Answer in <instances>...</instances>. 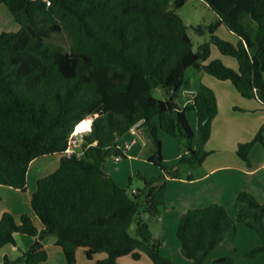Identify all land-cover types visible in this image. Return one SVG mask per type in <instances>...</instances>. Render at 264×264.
<instances>
[{
	"label": "trees",
	"instance_id": "16d2710c",
	"mask_svg": "<svg viewBox=\"0 0 264 264\" xmlns=\"http://www.w3.org/2000/svg\"><path fill=\"white\" fill-rule=\"evenodd\" d=\"M187 1L0 0L18 26L17 32L0 34V186L25 192L31 161L60 156L57 170L39 179L30 196L41 231L27 214L0 215V249L16 247L17 234L34 238L19 258L4 255L1 264L45 262L48 252L40 242L47 236L56 238L65 264H76L79 250L87 264H117L125 256L138 261L142 254L151 264H171L140 216L159 218L168 178H179L178 170L167 172L163 166L159 131L188 142L195 139V148L181 155L178 165L203 163L208 153L202 148L217 113L212 91L201 83L204 73L231 83L240 96L264 108V0H200L216 19L209 26L210 43L196 52L174 12ZM244 14L256 25L252 39L240 24ZM219 26L238 37L236 45L214 34ZM194 30L202 32L201 26ZM61 32L71 42L67 52L46 42ZM211 44L236 61L237 71L220 59L208 61ZM155 89L168 100L153 97ZM185 91L194 94L186 96ZM189 111L196 115L195 133L186 119ZM78 124L88 128L82 150L67 156ZM137 125L154 145L148 162L162 174L142 179L143 186L132 193L103 169L108 159L125 157L117 140ZM251 146L238 145L237 156L247 162ZM234 215L235 220L215 203L186 211L176 227L181 255L204 264L235 222L262 242L246 257L263 253L264 202L240 192ZM133 224L135 236L130 233ZM95 255L103 258L94 260ZM233 263L223 257L212 264Z\"/></svg>",
	"mask_w": 264,
	"mask_h": 264
},
{
	"label": "rangeland",
	"instance_id": "374dc122",
	"mask_svg": "<svg viewBox=\"0 0 264 264\" xmlns=\"http://www.w3.org/2000/svg\"><path fill=\"white\" fill-rule=\"evenodd\" d=\"M174 12L183 20L187 28V34L192 42L193 51L196 52L198 50V47L203 43H210L211 34L209 26L216 19V15L204 2L200 0H188L182 7L174 9ZM240 24L251 39L255 37L257 33L256 25L248 15L244 14L240 17ZM197 26H201L202 28V32L200 34L196 33L194 30ZM17 31V24L8 14L6 7L3 4H0V34ZM214 34L221 40L226 41L230 44L236 45L238 42V37L235 36L233 33L229 32L224 26H219L215 30ZM46 42L60 46L66 52L69 50L71 44L69 37L64 32L52 34L49 39L46 40ZM215 59H220L225 66L228 64V62L236 64V61L234 59L229 57H222L216 50L215 46L211 44L208 61H212ZM205 75L206 77H210L207 74ZM152 95L153 97L160 100H168V96L165 94L164 91L160 89L153 90ZM216 99L217 113L211 122L210 135L206 143L203 145L202 151L208 153L207 157L216 158L229 152L233 153V147H235L237 150L238 145L251 143L252 146L248 153L247 162L237 157L235 153L236 150L234 152L235 157L238 158V160H240L244 164V167L250 170H254L257 167L264 165V121L261 122L259 119V121H256V111L254 110L243 111L234 107L230 108L229 105L233 104V100L231 99L230 94H228L227 92H219L217 94ZM261 108L262 111H264V108L262 106ZM186 116L195 133V112L189 111L187 112ZM235 118L238 120L237 123L235 122ZM87 120L89 122L91 121L90 118H87ZM84 131L85 127L83 129V132ZM82 136L83 135L79 136V134H72L70 136V138L72 140H75L76 142L75 146H73L74 151L81 152V149L76 148V145L78 144L77 140H79L82 144ZM158 137L162 146V163L167 172H173L174 170H178L179 178L184 180H187L188 175L191 173L195 176H198V174H200L201 168L198 165L192 167H189L187 165H178L179 159L177 158V155L179 153H182L181 155L187 154L189 152V149L195 148V139L192 142H188L183 138L171 137L163 133L162 131L158 133ZM134 139H136L137 144L133 146L130 152V154L135 155L136 158L134 160L125 155V157L119 163H114L113 160L110 158L104 165V169L106 170H119V176L116 183L117 185H119L120 182L118 181H121L124 185V189H127L128 191L133 189H140L143 186V182L141 181L142 179H151L162 174L161 170L157 166L148 162L149 156H151L154 152V145L152 141H150L144 133L140 136V141L136 137H134ZM56 170L57 169L55 168L51 172H48V175L55 172ZM255 178L260 179V186L261 189H263L264 166L263 169L256 174ZM18 194L20 195V193ZM3 202L8 203L9 198H3V196L0 195V203ZM20 202L24 203L25 201L20 200ZM27 206L29 208L31 217L35 221V224L39 225L37 218L30 209L29 204ZM229 211L230 215L234 217V208H230ZM162 214L159 218L149 217L142 213L140 214L142 220L149 226L150 231L151 233H153L154 237H156L158 233L156 232V230H159L160 228V219L163 217ZM130 233L131 235L135 236V224L131 226ZM255 235L257 236V238H259L256 233ZM19 238L22 239L23 237ZM21 239H19L18 242L16 240L15 249L10 248L9 246L0 249V264L2 263V256L4 254H6L10 260H15L19 258L23 252L27 251L30 246H26L25 248H23L22 246L20 247L19 244L22 243L20 242L22 241ZM259 240L260 244L258 246L262 244L260 238ZM49 252L50 257L48 262L45 264H65L64 256L60 248L58 249L52 247L49 249ZM213 252L208 256L204 264H212L215 261H213L214 257L217 255H224L222 257L233 258V264H235V262L238 260L239 262H241V259L247 260L246 258H248L246 257V255L244 257L239 256L238 253L229 250L227 247L224 246L217 249L214 253ZM165 254L170 255L172 253L170 251H167L165 252ZM100 256L102 255H99V257ZM173 263L177 264L176 260H173ZM76 264H86L85 257L81 251H79L77 254ZM259 264H264V257L261 259Z\"/></svg>",
	"mask_w": 264,
	"mask_h": 264
},
{
	"label": "crops",
	"instance_id": "0c3cea01",
	"mask_svg": "<svg viewBox=\"0 0 264 264\" xmlns=\"http://www.w3.org/2000/svg\"><path fill=\"white\" fill-rule=\"evenodd\" d=\"M226 66L232 69L233 71H237L238 69L237 63L235 64L228 62ZM205 74L206 73H204L201 78V83L212 91L216 101L217 94L219 92H227L228 94H230L231 99L233 100V104L229 105L230 108L234 107L243 111L254 110L256 111V121H264V111H262L261 104L257 100L243 98L237 93L231 83L227 81H218L210 75V77H206ZM187 122L189 124L190 129L194 133V129L192 128L188 120ZM235 122H238L236 118ZM87 129L84 133L79 134V136L86 134ZM135 133L136 134L133 135L132 131H129V133L120 137L117 140L118 147L120 148V150L123 152L124 155H127L132 160L136 158L134 154H130L133 146L137 144V141L136 139H134V137H136L140 141V136L143 134V131L139 128H136ZM133 140H135V143L131 144ZM77 142L78 144L76 145V148H80L82 150L81 142L79 140H77ZM128 145L130 146L128 149H126L125 146ZM235 150L236 148L233 147V153L229 152L216 158L207 157L199 166L201 168V172L200 174H198V176H195L191 173L188 175L187 180L180 178H168L165 194V206L162 214L163 217L160 219V228L159 230H156V232H158L156 237H154L153 233H151V235L160 243L159 253L161 254V256L171 260V264H174L173 260H176L177 264H193L192 261L185 259L181 255L180 244L176 238V227L178 221L186 211L190 209L206 207L210 204L215 203L223 206L230 215L229 210L232 207L234 208V201L240 192H247L251 194L259 203L263 202L264 188L261 189L260 179L255 177L256 174L263 169L264 165H261L260 167H257L254 170H250L244 167V164L240 160H238L239 157H235ZM76 153L80 152L76 151ZM181 154L182 153H179L177 155L178 159L180 158ZM59 160L60 156L54 154L39 157L31 161L26 174L25 192L14 190L5 186H0V195L3 196V198H9L8 203H0V215L4 211L11 213L15 218H18L22 214H27L31 218L34 226L39 231H41L42 226L40 225L39 221V225L35 224V221L31 217L27 205L29 204L30 206V196L36 190V182L39 179L47 176L48 172H51L55 168L57 169L59 165ZM120 161L113 162L119 163ZM103 170L108 177H110L115 183L117 182L119 170ZM118 182H120L118 186L124 188L122 182ZM18 193H20V195ZM20 200L25 202L21 203ZM232 218L235 220V215ZM19 237L23 238L21 239ZM19 239L22 240L20 241L22 243L18 244L20 247L22 246L23 248H25L26 246H31V244L34 243V238L19 234L15 235V241L17 240L18 242ZM40 243L48 252L47 260L43 263H40L45 264L48 262L50 257L49 249L52 247L59 249L60 247L56 245V238L52 236H47L43 238ZM259 244L260 240L259 238H257L253 231L243 228L235 222L234 228L229 232L225 240L214 250V252L220 247L224 246L227 247L229 250L238 253L239 256L244 257L252 248L258 246ZM9 247L15 249V247H11L10 245ZM79 251L83 253L82 250ZM167 251H170L172 254H165V252ZM222 256L224 255L215 256L213 261L223 258ZM263 257L264 253H260L256 257L251 259H241V262H239L238 260L235 262V264H259ZM101 258H103V256H94V260H98ZM117 264H151V261L146 255L142 254L141 258L138 261L132 260L130 256H125L119 258L117 260Z\"/></svg>",
	"mask_w": 264,
	"mask_h": 264
},
{
	"label": "built area",
	"instance_id": "2783aa9c",
	"mask_svg": "<svg viewBox=\"0 0 264 264\" xmlns=\"http://www.w3.org/2000/svg\"><path fill=\"white\" fill-rule=\"evenodd\" d=\"M193 94H194L193 91H185V92H184V95H186V96H190V97H191ZM136 128H138V125L135 126V127H133V128L130 130V131H132V134H133V135L136 134V133H135V129H136ZM75 143H76L75 140H72L71 138L69 139V146H68L67 150L65 151V155L70 156V155L76 153V151L73 150V146H75ZM134 143H135V140H133V141L131 142V144H134ZM129 146H130V145L125 146V148L128 149ZM118 148H119V147H118ZM119 149H120V148H119ZM111 159H112L114 162H118V161H120L122 158H121L120 156H114V157H112ZM132 193H135V191L132 190Z\"/></svg>",
	"mask_w": 264,
	"mask_h": 264
},
{
	"label": "bare ground",
	"instance_id": "6f19581e",
	"mask_svg": "<svg viewBox=\"0 0 264 264\" xmlns=\"http://www.w3.org/2000/svg\"><path fill=\"white\" fill-rule=\"evenodd\" d=\"M84 126L82 124H78L74 130L73 134H81L83 132Z\"/></svg>",
	"mask_w": 264,
	"mask_h": 264
}]
</instances>
